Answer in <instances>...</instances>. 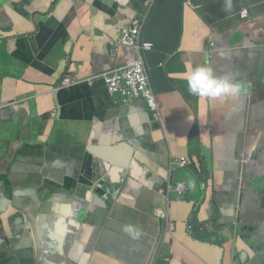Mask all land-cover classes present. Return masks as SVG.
Segmentation results:
<instances>
[{
    "label": "crops",
    "instance_id": "0c3cea01",
    "mask_svg": "<svg viewBox=\"0 0 264 264\" xmlns=\"http://www.w3.org/2000/svg\"><path fill=\"white\" fill-rule=\"evenodd\" d=\"M20 1L0 0V48L20 66L16 74L0 75V108L26 95L36 99L29 108L32 113L36 104L40 115L59 106L62 117L50 122L40 139L49 145L42 161L6 160L3 149L11 141L12 124L7 119L0 126V260L30 264L32 250L41 264H150L162 234L154 216L160 208L169 210L177 223L170 259L161 264H241L246 248L235 243L226 226L236 217V207L247 218L261 210L262 205L249 203L250 195L264 200L263 180L250 173L261 167L251 159L264 147V65L253 53L264 46V0H245L251 10L247 23L239 17L241 5L225 14L216 0H175L171 18L151 19L143 39L155 44L146 60L162 103L164 127L154 123L141 103L115 104L103 79L94 88L55 91L70 63V71L89 75L122 62L110 54V40L135 9L120 5L109 15L97 9L95 0H62L56 10L43 14L54 0H33L27 9L43 14L37 20L49 24V34L35 43L42 50L39 59L26 55L31 60L27 64L14 53L18 38L34 31L35 24L15 9ZM114 3L103 5L112 9ZM74 9L76 16L66 24ZM200 9L210 13L207 18H201ZM210 61L218 76L235 75L246 82L244 102L229 97L209 105L188 95L184 73ZM250 75L255 76L256 90ZM28 140L14 139L13 149L31 146ZM243 149L251 154L249 175L241 176L245 185L237 164ZM34 152L41 150L27 149L26 156ZM170 168L174 183H189L187 200L168 204L158 195ZM84 170L92 172L103 190H92L80 180ZM200 173L212 177L206 195L199 186ZM30 176L37 178V186L29 185ZM245 188L250 195L244 206ZM198 204L199 222L224 239L222 248L188 236L186 221ZM129 225L139 231L138 239L125 231Z\"/></svg>",
    "mask_w": 264,
    "mask_h": 264
},
{
    "label": "clouds",
    "instance_id": "9594fccd",
    "mask_svg": "<svg viewBox=\"0 0 264 264\" xmlns=\"http://www.w3.org/2000/svg\"><path fill=\"white\" fill-rule=\"evenodd\" d=\"M53 1V9L50 12H53L58 7L59 3L62 0H59L57 4L54 6L55 2ZM87 1V0H81ZM109 0H95V4L97 9L103 11L109 15H115L120 10V5H128L136 10V14L129 18L126 24L122 25L119 28L117 35L110 40V54L114 57H122V62L112 68L111 70L103 73H92L89 75H84L80 72L75 70L70 71L73 64L70 63L68 65V69L64 72L63 76L60 78L57 86H56V94L60 93L61 90L73 89L79 86H86L89 88H94L97 81L103 79L105 81L106 88L108 90V94L111 99L115 102V104H124V105H131L135 103H141L142 106L148 110V113L152 117L155 124H158L164 127L163 123V109L162 103L159 100V94L156 92L152 78L149 73L148 62L146 60V54L151 53L155 50V44L149 40L143 39V35L146 32V29L151 21V19L161 17H167L168 19L174 15V9L176 6L175 0H164V3L160 4V0H116V4L112 5V9H107L103 4L108 3ZM220 4V10L223 11L225 14H229L233 10V6H240L239 8V17L245 23L251 20V10L250 7L245 3V0H216ZM33 0H22L20 2H15L14 6L18 13L23 15L27 19H32L35 24L34 31L23 34L18 38V49L15 51L14 56L16 59L18 58L21 61H25L27 64L31 63V60H26V55H31V57L35 60L39 59L41 56L42 50L35 47V43L40 41L46 37L49 33L47 28L45 27L44 23L37 20L38 15L43 14H32L28 11V7L31 5ZM146 6V7H145ZM144 10V11H143ZM143 11V12H141ZM110 12V13H109ZM141 12V13H140ZM202 9L199 10V15L202 16ZM77 11L74 9L70 12L67 19L64 21L68 24L73 18L76 16ZM203 19V18H202ZM134 31H137L136 33ZM126 39H134L139 46V50H131L128 47L124 46V41ZM146 45H149L150 48L147 49ZM210 51L214 50V43L209 42ZM218 54L221 58H223V52L221 50H217ZM213 62V61H212ZM141 68L145 72L147 79H148V87L152 93V99L140 96L137 98H129L124 97L121 93L118 92H111L109 86V79L112 78L115 74H124L130 71L133 68ZM183 80L186 84L188 95L194 98L197 102H205L209 105L218 103L219 100H223L229 97H236L239 99L240 96L247 94L246 90V82L240 79H237L235 75L230 76H218L216 74V69L214 63L212 67L210 63H207L206 66H197L194 67L191 71H187L184 73ZM245 97V98H246ZM36 102L31 96H23L19 97L18 99L8 103L5 107L0 108V113H6L7 119L12 122H17L19 128L13 132L11 136V141L9 145L3 149V154L6 160H19L23 158H29L31 160L42 161L46 159V148L49 146L48 142L40 141L41 138L47 135L48 126L50 122H55L62 117V109L61 107H55L51 112L46 113L44 115H40L38 113V106L36 104V113H32L29 108L32 104ZM17 134V135H14ZM21 136L29 137L28 141H31L32 149H39L41 152H34L31 156H26V148L23 146L18 151L13 149L14 147V139L20 138ZM32 141L34 142L32 144ZM9 148V149H8ZM257 158L253 154L252 161H258L261 164V167H256L250 171V173L259 176L264 182V163L261 160L264 157V147L257 149ZM250 153L244 151L241 152V160L240 163H237L242 173H239V180H241L244 184V181L241 179L247 172L248 165V158L250 157ZM250 167V163H249ZM171 173L172 178V170L169 169V174ZM248 173V172H247ZM249 175V173H248ZM204 176V173H200L199 177V186L203 193L206 195V192L210 188L212 177ZM92 172L83 171L80 180L84 181L88 184L92 190L95 188L97 190L101 187L103 190V186L101 182L93 181ZM28 178H26L27 180ZM178 183H185L184 182H177L174 183L172 181V185L176 186ZM205 183L207 188L205 190L202 189L201 185ZM188 187V194L182 198L172 195L171 193H167L166 189L168 187V178L165 186L158 191V195L167 201L168 204L173 203L174 201L178 200H187V197L192 193L189 183H185ZM245 185V184H244ZM246 187V186H245ZM248 189L245 188L246 198L244 200V206L248 199L247 192L249 194ZM21 193L20 190L16 191L14 195L17 197ZM250 195V194H249ZM251 201L256 202L259 206L262 205L261 210L259 212H252L247 218L243 211H240L238 207H236V217L237 214L240 216L241 221L243 222V227L247 226L248 230L245 232V236L249 238L250 241L254 244L255 250H252L250 244H247L238 234L233 230L235 225V218L233 221L229 222L226 226L227 229L230 230V233L233 238H235V243L239 244L241 247L246 248V251L242 254V259L240 261L243 264L244 261L247 264L252 263V257L258 258V264H264V261H261V258L264 257V200H258L256 196L250 195ZM9 203L7 205L12 204L14 201L8 200ZM3 205L4 201L0 202ZM4 206V205H3ZM202 206L200 204L194 205L193 211L186 221V230L188 236L201 244L210 245L218 248H222L225 244V241L221 237H217V233L207 225H203L200 222L202 227V231L207 232L210 235H213L214 243H206L200 240L195 239V232L193 226V216L196 209H198L200 214V209ZM6 208V206L4 207ZM7 213V212H6ZM155 218L162 224V234L161 239L163 240L159 246V250L154 254L151 259L150 264H161L165 263L170 259L172 246L170 241L173 240V236L177 229V223L173 220L170 215L169 210H162L160 208L155 209L154 211ZM199 221V215H198ZM214 224V223H213ZM125 231L130 235L132 239L139 238V231H137L133 226L129 225L126 226ZM170 246L169 255L162 259L161 250L164 249V246ZM1 264V260H0ZM4 264V261H3ZM238 264V263H237Z\"/></svg>",
    "mask_w": 264,
    "mask_h": 264
},
{
    "label": "built area",
    "instance_id": "2783aa9c",
    "mask_svg": "<svg viewBox=\"0 0 264 264\" xmlns=\"http://www.w3.org/2000/svg\"><path fill=\"white\" fill-rule=\"evenodd\" d=\"M134 32L136 33L137 31ZM124 46L128 47L131 50H139V46L134 39H126L124 41ZM146 48L149 49L150 46L146 45ZM108 81L111 92L121 93L124 97L137 98L140 96H144L150 99L153 98L151 90L148 87L147 76L143 69L139 67L133 68L124 74H115ZM201 187L203 190H205L207 188V185L205 183H202ZM166 192L182 198L184 196H187L188 187L185 183H178L176 184V186H173L170 173L168 177V187L166 189Z\"/></svg>",
    "mask_w": 264,
    "mask_h": 264
},
{
    "label": "water",
    "instance_id": "95a60500",
    "mask_svg": "<svg viewBox=\"0 0 264 264\" xmlns=\"http://www.w3.org/2000/svg\"><path fill=\"white\" fill-rule=\"evenodd\" d=\"M125 1V0H123ZM253 53L255 54V57H256V60L260 63V65H264V46L262 47H259V48H256L255 50H253ZM212 64L213 62L210 61V65L212 67ZM7 121V114L6 113H0V126L3 125L5 122ZM9 121V120H8ZM12 126L11 129H12V132H14L15 130H18L19 126L17 124V122H12V121H9ZM5 211L7 212V210L5 209ZM235 225L236 227L233 228V230L238 234V236H240L247 244H249V238H247L245 236V232L248 230V227L245 226L243 227V222L241 221V218L240 216L237 214V217L235 218ZM163 240L160 238V241H159V246L161 244ZM40 246V245H39ZM170 246L168 245H165L164 246V249H163V254H162V259H164L166 256L169 255V252H170ZM253 251H256L255 249H252ZM29 256H30V259H31V262L30 264H41L39 262V259L36 258L33 254H32V250L29 252ZM252 258V263L251 264H258V258H253V256H251ZM6 258V257H5ZM5 258H2L1 259V264H3V261ZM37 259H38V262H37ZM261 261H264V257L261 258ZM9 262H13V259H11ZM243 264H247L246 261L243 262Z\"/></svg>",
    "mask_w": 264,
    "mask_h": 264
},
{
    "label": "rangeland",
    "instance_id": "374dc122",
    "mask_svg": "<svg viewBox=\"0 0 264 264\" xmlns=\"http://www.w3.org/2000/svg\"><path fill=\"white\" fill-rule=\"evenodd\" d=\"M84 6H81V8H83ZM53 9V2L50 3V6L48 8L47 11H45L43 14H48L51 10ZM45 26L46 27H49V24L48 23H45ZM109 26H113L112 24H110ZM20 70V66L19 65H16L15 61L11 60L9 57H8V53H7V50L5 48L1 49L0 48V75L2 74H16L18 73ZM254 75H250L249 76V79L252 80V86L255 87V90L257 89L256 88V85L254 83ZM247 96V94H244L242 96L239 97V102H244L245 101V97ZM6 99L5 98H2L1 99V102L5 101ZM248 124L245 123L244 124V128H248ZM4 128V126H3ZM3 128L1 129V132H0V137H1V133L3 131ZM32 148L31 147H28V150H31ZM187 180H190V178H187ZM252 205H255V202L254 201H251ZM12 204H10L8 206V208H12ZM249 244L250 246L252 247V249H255L254 247V244L252 243V241L249 240Z\"/></svg>",
    "mask_w": 264,
    "mask_h": 264
},
{
    "label": "trees",
    "instance_id": "16d2710c",
    "mask_svg": "<svg viewBox=\"0 0 264 264\" xmlns=\"http://www.w3.org/2000/svg\"><path fill=\"white\" fill-rule=\"evenodd\" d=\"M59 0H57L54 4V6L57 4ZM164 0H160V4H163ZM202 16L204 18H207V16L210 14L209 12H201ZM204 176H208L207 174H204ZM198 215H199V211L198 209H196V211L194 212V216H193V226H194V232H195V239L200 240L202 242H206V243H214L213 241V235L208 234L207 232L202 231V227L198 221Z\"/></svg>",
    "mask_w": 264,
    "mask_h": 264
},
{
    "label": "flooded vegetation",
    "instance_id": "af4514ba",
    "mask_svg": "<svg viewBox=\"0 0 264 264\" xmlns=\"http://www.w3.org/2000/svg\"><path fill=\"white\" fill-rule=\"evenodd\" d=\"M27 181H28L30 186H37L39 184V181L37 180V178H35V176L28 177ZM19 260H21V259L19 258ZM4 264H12V263L4 261Z\"/></svg>",
    "mask_w": 264,
    "mask_h": 264
}]
</instances>
